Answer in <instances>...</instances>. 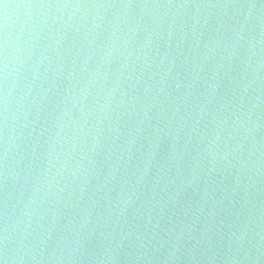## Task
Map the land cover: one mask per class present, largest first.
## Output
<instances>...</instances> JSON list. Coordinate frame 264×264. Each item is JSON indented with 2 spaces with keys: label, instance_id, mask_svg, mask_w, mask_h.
Wrapping results in <instances>:
<instances>
[{
  "label": "water",
  "instance_id": "1",
  "mask_svg": "<svg viewBox=\"0 0 264 264\" xmlns=\"http://www.w3.org/2000/svg\"><path fill=\"white\" fill-rule=\"evenodd\" d=\"M0 264H264V0H0Z\"/></svg>",
  "mask_w": 264,
  "mask_h": 264
}]
</instances>
